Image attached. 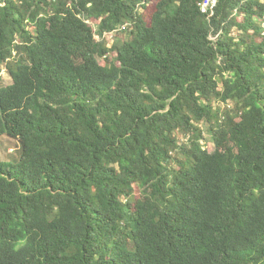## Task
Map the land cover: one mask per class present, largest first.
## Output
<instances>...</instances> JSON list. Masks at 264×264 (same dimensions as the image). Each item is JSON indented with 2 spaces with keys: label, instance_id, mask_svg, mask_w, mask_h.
<instances>
[{
  "label": "trees",
  "instance_id": "trees-1",
  "mask_svg": "<svg viewBox=\"0 0 264 264\" xmlns=\"http://www.w3.org/2000/svg\"><path fill=\"white\" fill-rule=\"evenodd\" d=\"M203 2L0 0V264H264V2Z\"/></svg>",
  "mask_w": 264,
  "mask_h": 264
},
{
  "label": "rangeland",
  "instance_id": "rangeland-1",
  "mask_svg": "<svg viewBox=\"0 0 264 264\" xmlns=\"http://www.w3.org/2000/svg\"><path fill=\"white\" fill-rule=\"evenodd\" d=\"M264 2V0H263ZM90 23V22H89ZM93 25V24H91ZM93 27L95 28V31L97 30V27L93 25ZM124 30V29H123ZM125 32V31H124ZM123 32V33H124ZM235 33H237V31H235ZM106 37V41L108 43H110V45L112 46L114 43V35L113 34H108L105 36ZM99 38V36H98ZM216 39V38H214ZM112 57H115L116 55L113 53L111 54ZM102 65H105V61L104 60H100ZM3 78L5 80V84L6 85H10L12 83V79L9 75V73L7 71H4L3 73ZM188 138L187 137H181V141H187ZM206 148L209 151H214L215 146L212 143H208L205 144ZM21 144L19 140L10 138L8 136H3L1 138V145H0V156H1V161L4 163H7L8 165H16L19 161H20V157H21Z\"/></svg>",
  "mask_w": 264,
  "mask_h": 264
},
{
  "label": "built area",
  "instance_id": "built-area-1",
  "mask_svg": "<svg viewBox=\"0 0 264 264\" xmlns=\"http://www.w3.org/2000/svg\"><path fill=\"white\" fill-rule=\"evenodd\" d=\"M217 5L218 0H204L201 5L202 12L208 15L209 18H211L215 15Z\"/></svg>",
  "mask_w": 264,
  "mask_h": 264
}]
</instances>
